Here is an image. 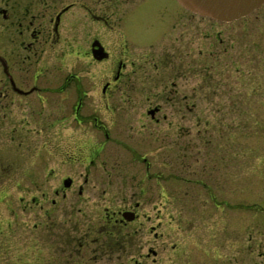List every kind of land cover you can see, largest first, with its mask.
I'll return each mask as SVG.
<instances>
[{
  "label": "flooded vegetation",
  "instance_id": "1",
  "mask_svg": "<svg viewBox=\"0 0 264 264\" xmlns=\"http://www.w3.org/2000/svg\"><path fill=\"white\" fill-rule=\"evenodd\" d=\"M210 21L172 0H0V124L8 129L0 141L7 151L0 148V155H49L39 162L44 178L54 172L49 162L55 171L66 170L52 185H44L47 179L37 184L40 204L28 197L38 213L28 204L26 209L40 215L31 229L52 232L54 211L65 217L69 230L83 226L72 222L73 216L88 217L84 226L92 227L102 255L119 260L130 255L131 264H186L170 240L184 234L189 249L202 227L209 228L211 214L204 208L190 212L194 206L183 204L182 209L175 197L165 200L161 170L174 161L169 155L156 160L154 125L167 120L163 108L188 104L181 80L194 72L195 36L210 32ZM15 103L37 113L38 146L19 143L28 135L23 118L11 109ZM139 130L148 138L141 139ZM4 170L9 174V165ZM14 182L16 189L19 181ZM181 182L204 186L201 180ZM259 209L250 215L248 234L242 213L238 241L228 235L229 261L235 252L238 259L264 264V208L254 211ZM185 213L192 222L188 233L182 229ZM221 219L224 229L227 220Z\"/></svg>",
  "mask_w": 264,
  "mask_h": 264
},
{
  "label": "rangeland",
  "instance_id": "2",
  "mask_svg": "<svg viewBox=\"0 0 264 264\" xmlns=\"http://www.w3.org/2000/svg\"><path fill=\"white\" fill-rule=\"evenodd\" d=\"M253 13L229 25L210 21V32L200 30L195 36L194 72L182 77L183 91L179 90L188 104L181 109L163 108L161 115L167 120L154 125L156 160L165 161L169 155L174 161L167 164L169 169L161 170L165 200L175 197L182 209L194 206L193 210L189 208L190 212H199L198 209L211 214L209 228L202 227L188 245L191 251L185 247L189 239L186 241L184 234L170 240L178 245L176 250L183 251L186 264H252L236 258L235 252L229 261L225 246L229 234L231 242H236L240 227L237 221L242 213L244 223L250 228L248 234L254 219L250 215L255 216L260 211H254L258 207L264 208V5ZM22 104L15 103L11 108L16 117L23 118L22 127L27 128L26 140L19 143L23 148L27 144L38 146L37 113H29ZM139 132L141 139L148 138L144 131ZM6 134L7 126L2 123L1 142ZM5 147L1 143V150ZM10 153L0 155V264H131L130 255L121 260L113 258V254L102 255L103 246L90 235L92 227L84 226L89 222L88 217L77 221L78 216H73L72 222L83 226L69 230L64 224L65 217L54 211L52 232L31 229L40 215L34 217L26 209L28 204L38 213L28 197L38 198L41 188L37 186L41 185L37 184L47 179L44 185H52L66 170L62 166L55 171L48 161L47 168L54 172L44 178L39 162L45 156L50 160L49 155L35 151ZM7 165L9 174L4 170ZM77 170L83 172L82 168ZM229 175L236 177V181ZM184 179L201 180L204 186L201 182L197 186L185 185L181 182ZM16 180L19 183L14 189L10 183ZM235 189L236 194L232 193ZM88 194H91L89 190ZM23 196L21 202L18 197ZM38 200L40 204L42 198ZM188 214H183L182 229L186 231L192 224ZM221 218L227 220L225 230ZM85 236L91 239H83ZM204 238L209 241L202 245L200 240ZM201 248L206 254H201ZM232 249L239 250L234 246Z\"/></svg>",
  "mask_w": 264,
  "mask_h": 264
},
{
  "label": "water",
  "instance_id": "3",
  "mask_svg": "<svg viewBox=\"0 0 264 264\" xmlns=\"http://www.w3.org/2000/svg\"><path fill=\"white\" fill-rule=\"evenodd\" d=\"M192 14L229 23L238 21L259 9L264 0H173Z\"/></svg>",
  "mask_w": 264,
  "mask_h": 264
}]
</instances>
